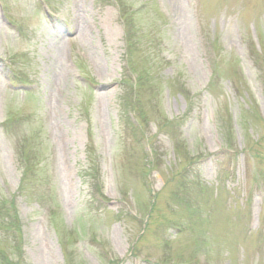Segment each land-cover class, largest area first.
<instances>
[{
    "label": "rangeland",
    "instance_id": "374dc122",
    "mask_svg": "<svg viewBox=\"0 0 264 264\" xmlns=\"http://www.w3.org/2000/svg\"><path fill=\"white\" fill-rule=\"evenodd\" d=\"M11 200L0 264H264V0H0Z\"/></svg>",
    "mask_w": 264,
    "mask_h": 264
},
{
    "label": "trees",
    "instance_id": "16d2710c",
    "mask_svg": "<svg viewBox=\"0 0 264 264\" xmlns=\"http://www.w3.org/2000/svg\"><path fill=\"white\" fill-rule=\"evenodd\" d=\"M25 161H27V158H23ZM25 173V171H24ZM26 177V174H23V178ZM11 210H8V213L10 214V220L11 221H5L0 220V231L7 233L9 235H13L16 237V235L19 237V224L17 222V216L16 211L14 210L12 203H10ZM5 207L3 204H0V211L3 210ZM5 264H16L15 262H10L9 260L5 259Z\"/></svg>",
    "mask_w": 264,
    "mask_h": 264
}]
</instances>
